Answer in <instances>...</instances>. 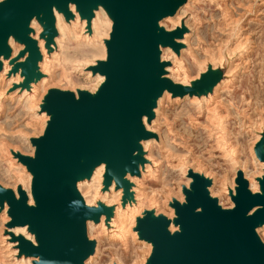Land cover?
Wrapping results in <instances>:
<instances>
[{"label": "water", "instance_id": "water-1", "mask_svg": "<svg viewBox=\"0 0 264 264\" xmlns=\"http://www.w3.org/2000/svg\"><path fill=\"white\" fill-rule=\"evenodd\" d=\"M187 0H1L0 57L11 53L8 39L13 36L24 44L21 62L12 65V72L21 69L20 86L40 78L37 62L41 57L37 42L30 36V21L42 23L41 36L50 47L54 37L57 7L67 18L72 16L69 4L89 24L98 4L112 16L109 39L105 40L106 59L97 60L92 72L104 76L100 89L89 94L79 90L50 89L42 109L49 118L42 135L31 138L33 156L16 154L32 174L31 192L35 204H27V192L17 188L19 197L10 188L0 186V209L7 205L10 219L7 228L26 226L36 236L33 244L23 235H14L19 254L38 257L35 264H83L94 252L95 243L87 235L86 222L97 223L109 216L112 209L102 203L86 205L78 179L90 177L100 163L105 164L104 184L115 182L123 190L122 200L131 194L127 172L139 175V166L147 160L141 154V141L155 137L146 130L143 117L153 119V107L163 91L173 96L198 95L212 84L209 72L192 85L172 82L165 74L168 61H160V47L170 46L175 52L182 47L186 28L166 30L158 22L174 15ZM1 69V62H0ZM164 75V76H163ZM254 151L264 161L262 144ZM192 179L184 189L185 202L173 200V219L179 230L168 229L169 219L147 212L137 218L139 237L152 242L149 264H264V243L256 233L264 223V175L259 179L261 192L252 193L243 171H237L236 193L231 195L232 208L217 204L210 196L205 176L188 169Z\"/></svg>", "mask_w": 264, "mask_h": 264}, {"label": "rangeland", "instance_id": "rangeland-1", "mask_svg": "<svg viewBox=\"0 0 264 264\" xmlns=\"http://www.w3.org/2000/svg\"><path fill=\"white\" fill-rule=\"evenodd\" d=\"M73 5L75 6V4ZM98 6L104 9V12L111 22L108 29L107 25L103 26L102 39L103 44H105V40L109 39L110 36L113 19L111 14H109L102 5L98 4L97 7ZM181 6L183 17L180 25L174 28L181 27V25L186 28L183 36L185 33H188V43L187 45L184 43L178 52L173 51L176 56L179 57L178 59L181 61L180 64L184 69L175 70L169 73L170 76H168L167 71L164 75L169 79L171 77L172 82L192 85L195 80L200 79L203 74L209 72V79L212 84L208 89L194 96L200 97V95L207 94H212V96L210 98L204 97L200 103H195L189 97H183L185 95H193L184 94L182 97L171 95L172 97L170 99L165 98L161 102L156 116V122L152 126V128L156 130L154 134L155 138L158 140L150 146L147 152H141L145 158L147 155L146 153H150L157 162L153 167V172L142 180L144 196L146 200H148V203L139 206L141 212L136 216L135 223L137 218L143 217L147 212H151L154 216L162 214L169 220L170 218L166 214H171L172 212V214H174L172 219H174L176 216L175 209L170 204L172 200H177L174 197L180 196L183 199L181 203L185 202L184 189L189 188L190 182L192 181L187 173L188 169L192 167L194 168L192 170L205 176L211 183L212 180L217 182V186L214 187L215 189L212 188L213 194L210 193L209 189L211 183L206 186V188H208L210 196L216 198L217 204L224 208L234 207L231 201V195H235L236 193L235 179L239 169L243 171L244 178L248 181V186L251 180L257 181V189L253 191L249 186L250 191L252 193L261 191L259 179L264 175V161L259 159L256 151H254V147L256 142L264 138V0H216V2L213 3L207 2V0H187ZM75 10L78 12L76 7ZM59 12L63 15L65 21H69L74 17L73 13L71 17L67 18L60 10ZM224 19L237 21L238 28L235 29V31H231L233 34L229 32L228 26H223ZM91 21L89 24L87 23V30L91 27ZM36 22L40 25L42 24L38 19H36ZM160 22L161 20L158 23V27L166 29L165 26L167 22L165 20L162 21L164 22L162 24H160ZM219 22H222L223 30L220 28L217 30L216 27ZM28 26L30 28L29 34L33 37V28L30 23ZM174 28L167 29L173 30ZM55 30L57 35H59L57 27H55ZM57 35L55 37H57ZM239 41H241V43L245 41L243 47L242 45L239 46V44H241ZM15 43L24 47V44L20 43L18 40ZM53 43H51L50 46ZM237 44L239 48H236ZM8 46L10 47L9 43ZM159 47L160 61L169 62L164 68L172 66L173 64L171 61L173 57L166 53H162V48H164V46ZM229 48L232 50L231 52H229ZM47 49L50 50L48 51L49 53L54 51V49L48 47ZM191 50L195 55L193 61ZM220 50L222 52L225 51L224 58L227 52H229V54L231 53V55L227 54L229 58H225L228 63H225V65L217 64L213 66V64L206 62L218 60V57H220ZM20 51H22V49H19V52ZM106 52L105 48V59ZM98 54L100 55L101 51ZM98 56H93L97 57L95 58V64L97 60H102V58L98 59ZM70 69L71 68L67 66L66 71H64L63 67L59 66V69L53 74L52 85L46 87L43 93L41 91L42 95H36L37 97L39 96L38 99L41 101L38 108L34 110L29 109L26 100L24 103L22 101L18 104L16 101H9L8 99L3 100V105L0 108V186L5 189L10 188L12 191L14 190L13 192H15L16 197H18L17 188L22 187L23 189L25 185L32 196V203H28L29 197L27 198V203L30 205L35 204L31 192L32 174L27 167H25L26 165L16 157V154L30 156L34 154L35 147L31 143V138L42 135L45 129L43 127L46 126L47 119L49 118L45 120L44 126V121L40 117L42 111L49 116V114L42 109L44 97L50 89L58 88L72 92L75 97H78L79 90L94 95L102 85V82L96 80L94 75L97 72H92L91 67V75L87 73L89 68H84L83 71L77 70L75 73L72 70L70 71ZM184 70H186L187 76L183 73ZM228 72H230V74ZM183 75L187 78H183ZM218 83H220V85L214 90ZM216 104H219L217 110L210 111L207 114L206 106L212 107V105L214 106ZM156 105L153 107V110L157 107ZM153 114L152 120L156 118L154 111ZM214 115L228 117L226 122L227 128L223 131H216V129H214L213 133L215 132V134L211 135L208 134L206 129H211L215 126ZM150 122L148 121V123ZM223 132L228 135L229 140L230 152L226 151L227 154L222 149V146H220L222 139L221 133ZM141 149L143 150L142 146ZM8 150L10 154H7ZM262 150L264 151V143L262 144ZM181 158L183 161L180 165ZM86 179L89 180L90 177H83L78 179V181ZM103 182L104 174L102 189L106 190L109 185L105 186ZM24 191L26 192V190ZM77 191H80L83 196L82 191L78 189V187ZM129 197H127L126 200ZM122 202L124 201L122 200ZM98 203L104 204L102 201L97 200L90 206L97 207ZM105 206L111 208L113 211L111 206ZM157 209L159 211H157ZM112 211L109 216L103 214L105 222H107L113 214ZM2 214L3 211L0 209V215ZM3 226L2 228H4V230L0 232V264H17L16 261L21 256L34 257L28 254H19L18 246L9 244L10 242H14V240H12V235L8 231L9 228H7L5 224H3ZM258 227L259 226H257V228ZM257 228L256 233L259 236ZM27 231L36 242L35 233L28 227ZM88 231L89 229L87 226V235ZM136 231L138 230L136 229ZM262 235L260 239H263L262 241L264 243V235ZM92 236H88V238L94 241L96 247L93 252L94 254L92 253L88 256L91 257L88 264H149L148 257L152 248L148 251V243L152 242L140 238L138 232L137 237L134 238L132 235V239L129 238L126 242L116 240L110 229L100 230ZM15 248L16 252L14 253ZM36 258V260H38V257ZM34 261L35 259L31 260V263L35 264Z\"/></svg>", "mask_w": 264, "mask_h": 264}, {"label": "bare ground", "instance_id": "bare-ground-1", "mask_svg": "<svg viewBox=\"0 0 264 264\" xmlns=\"http://www.w3.org/2000/svg\"><path fill=\"white\" fill-rule=\"evenodd\" d=\"M207 2L213 3V2H216V0H207ZM181 7H180V9L177 10V12L174 15L166 16L163 18V20H165L167 22V24L165 26L166 30H169L167 28H174L175 26L180 25L181 19L183 17ZM69 10L71 13H73L74 17H72L69 21H65L63 18V15L59 12L57 7H53V14L56 17V26L55 27H57V29L59 31V35H57V37H55L54 43L49 47L50 49H54V51L51 53L48 52L50 50L47 49V47L45 46V37L40 36L41 31H42V24L40 25L36 22L37 18H34L31 20L30 25L33 28V37L37 39V41H36L37 47H38V50L40 51L41 56H42L40 61L38 62V66H37L38 72L41 74V76H40V78L31 81L28 84L29 86L27 88L22 89L20 86L24 80V76H23V74H21V69L17 72H14V73L11 72V69H12L11 66L16 62H21L24 59V56H22V58L18 56L19 55V49H22L23 47H22V45L16 44L15 42H17V40L14 37L10 36V38L8 39V43H9L12 51L8 57H4V56L0 57V62H1V69H0V108L2 107L3 102H4L3 100H5V99H8L9 101L14 100L18 104H20L19 102H22V101L24 103V101L26 100L28 103V108L34 110V109L38 108V105L41 102V101H39L40 99H38L39 96L37 97L36 95L37 94L42 95V93L45 91L46 87L52 85L53 74L57 71V69H59V66L63 67L64 71H66L67 66H69L71 68L70 71L72 70L74 73L77 70L83 71L84 68H87V69L89 68V71L87 73H89V75H91L90 67H92L95 64V58H97V57H93V56H98L99 55L98 53L101 51V54L98 56L99 57L98 59H100V58H102V60L105 59L104 58L105 57V48H104L105 44H103V39H102L103 38L102 37L103 26L107 25V29H108L111 22L107 16V14L104 12V9L101 6H98L96 9H93V13H95V14H94V17L91 21V27L89 28V30L86 29L87 22H86L85 18L81 17V14L75 10V6L72 3L69 4ZM163 20H161L160 24L164 23V22H162ZM233 21L234 20H231V19H224V21H223V26H228L229 32L235 31V29L238 28L237 27V21H234V22ZM216 28H217V30H218V28L223 30L222 22H219L217 24ZM237 35H235V36H237ZM30 36H31V34H30ZM187 37H188V33H185V35L181 38V40H178V42L182 43V44L185 43L187 45V43H188ZM239 42L241 43V41H239ZM244 43H245V41L243 43L239 44V46L242 45V47H243ZM237 47H238V44H237L236 48ZM189 50H190V48H189ZM222 50H224V49H222ZM228 50H230V48ZM231 51L232 50H230L229 52H231ZM229 52H227V54H229ZM162 53L163 54L166 53L167 55L173 57V59L171 61V63L173 65L165 68V71L166 72L168 71V76H170L169 73H172L175 70H179V69L183 70L184 69V68H182L183 66H181V64H180L181 61L178 59L179 57L176 56V54L174 53L173 49L170 46H164V48H162ZM224 53H225V51L222 52L220 50V57H218V60L206 61V62L213 64V66H216L217 64L225 65V63H228V61L225 58L226 57L229 58V57L226 54V57L224 58ZM237 53H238V51H237ZM191 54H192V61H193L195 59V55L192 52V50H191ZM229 55H231V53ZM183 73L187 76L186 70H184ZM225 73H227V72H225ZM228 73L230 74V72H228ZM94 76L96 77V80L98 82H103V80H104L103 75H101L100 73L97 72V73H95ZM186 76H184L183 78H185ZM170 80H171V77H170ZM225 81H226V79H225ZM220 83H218V85H216L214 90H216V88H218ZM180 84H182V83H180ZM41 91H42V93H41ZM41 95H40V97L42 99ZM171 95H172L171 92H169L168 90L165 89V91H163L161 96L156 99L157 100L156 101L157 107L154 108V110H153L155 113V117L158 114L161 102L165 98L170 99L172 97ZM211 96H212V94L200 95V97L194 96V95L193 96L185 95L183 97H189L195 103H200L202 98H204V97L210 98ZM218 106H219V104H216L214 106L212 105V107L206 106V113L208 114V112H210V111H216ZM214 116H215L214 117L215 126L212 127L211 129H208V128L206 129L208 134H211V135L215 134V132L213 133L214 129H216V131L217 130L223 131L224 129L226 130V128H227L226 122H227L228 117H221V116L219 117L216 115H214ZM40 117L43 119V121H44L43 125L45 126V120L49 116L44 111H42ZM156 119H157V117L154 120H152L150 123H148L147 118L143 117V124H144L146 130H150L152 132L156 131L154 128H152V126L156 122ZM43 128H45V127H43ZM221 134H222V139H221L220 146H222V149L225 152L229 151L230 146H229L228 135H226L227 131H226V134L224 132ZM157 140H158L157 138L151 137V138H148L146 140L141 141V144H142L141 146L143 148L142 152L143 153L147 152L150 149V146L154 142H156ZM7 154H10L9 150H8ZM146 154H147L146 155V160H147L146 163L139 166L140 174L139 175H132L129 172H127L125 175V178L130 183L129 189H130V192L132 195L124 202H122L123 190L120 187H118V188L115 187L114 181H112V183L108 186V188L106 190L102 189V181H103V174H104V167H105L103 162L96 165V167L92 170V172H91L92 174H91L89 180L86 179V180L78 181L76 186L78 187V189H80L82 191L86 205H92L93 203H95V201L100 200L105 205H109L113 208V211H112L113 214L111 215V217L109 218V220L107 222H105L104 215L101 216L100 220L97 223H94L92 220H88L86 222V226H88V229H89V231H88L89 237H91L94 233H97L100 230H106V229H110L111 233H113V237L119 241L126 242V241H128L129 238L132 239V235L134 238L137 237L138 231H136V229H135L136 228L135 219H136V216H138L141 212L139 206L144 204V203H148V200H146V198L144 196V191H143L144 189L142 188V185H143L142 180L145 177H147V175H149L153 172V167L156 165V162H157V160H155V158H153L150 153H146ZM226 154H227V152H226ZM182 161L183 160L181 158L180 159V165L182 164ZM191 169H194V168L192 167ZM185 184H186V181H185ZM216 186H217V182H214V180H212V183L209 186L211 194H213L212 188L215 189L214 187H216ZM249 186L253 191H255L257 189V181L251 180ZM23 189L26 190V192L28 194V197H29L28 203H32V198H31L32 196L29 193V189L26 188L25 185L23 186ZM259 192H261V191H259ZM174 198H176L180 203L183 200L181 196L180 197H174ZM31 205H33V204H31ZM160 205H162V204H160ZM231 207H228V208H231ZM1 210L3 211V214L0 215V232L2 230H4V228H2V227H4L3 224H6L10 219L9 215L7 214L6 203H4V206ZM157 211H159V210L157 209ZM166 215L169 216V218H170L168 229L171 230V232H173L175 230H179L178 225L174 224L172 221L174 214H172V212H171V214L169 213ZM8 231H11L12 233H14V235L22 234V235H24V237L26 239L29 238L33 244H36L32 235L29 234L27 231V225L26 226L11 227L8 229ZM257 231L259 233V238H261L260 236L262 235V232L264 235V223L259 225V227L257 228ZM7 237H8V235H7ZM92 237H94V236H92ZM89 239H91V238H89ZM9 244H11L13 246H17V242H15V241L10 242ZM152 247H153L152 243H148V249H149L148 251H150ZM15 252H16V248L14 250V253ZM34 259L36 260L37 258L36 257H29V256H27V257L21 256L19 259H17L16 263L17 264H32L31 260H34ZM90 259H91V257H88L87 259H85L84 264H88Z\"/></svg>", "mask_w": 264, "mask_h": 264}]
</instances>
